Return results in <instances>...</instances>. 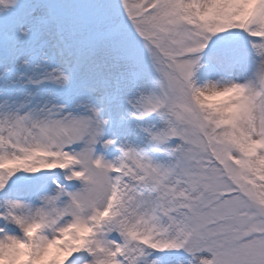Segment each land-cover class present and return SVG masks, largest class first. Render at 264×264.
I'll return each instance as SVG.
<instances>
[{
  "label": "snow or ice",
  "instance_id": "snow-or-ice-1",
  "mask_svg": "<svg viewBox=\"0 0 264 264\" xmlns=\"http://www.w3.org/2000/svg\"><path fill=\"white\" fill-rule=\"evenodd\" d=\"M0 264H264V0H0Z\"/></svg>",
  "mask_w": 264,
  "mask_h": 264
}]
</instances>
